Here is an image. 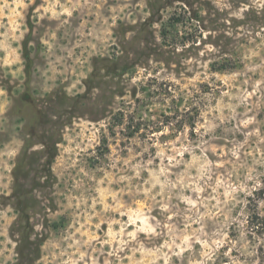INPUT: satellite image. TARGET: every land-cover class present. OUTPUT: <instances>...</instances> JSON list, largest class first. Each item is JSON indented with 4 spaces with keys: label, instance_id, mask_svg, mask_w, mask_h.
I'll return each instance as SVG.
<instances>
[{
    "label": "rangeland",
    "instance_id": "374dc122",
    "mask_svg": "<svg viewBox=\"0 0 264 264\" xmlns=\"http://www.w3.org/2000/svg\"><path fill=\"white\" fill-rule=\"evenodd\" d=\"M263 176L264 0H0V264H260Z\"/></svg>",
    "mask_w": 264,
    "mask_h": 264
},
{
    "label": "trees",
    "instance_id": "16d2710c",
    "mask_svg": "<svg viewBox=\"0 0 264 264\" xmlns=\"http://www.w3.org/2000/svg\"><path fill=\"white\" fill-rule=\"evenodd\" d=\"M27 73L29 75V71L27 70ZM31 123V122H30ZM30 128H33V126H30ZM46 136V135H45ZM47 146L49 144L51 145V148L56 145V143L51 140L50 143H46ZM51 157H54V152L48 153ZM32 156H28L26 159L24 158L22 160L23 164L30 163V158ZM259 186H257L253 191L252 194L248 196V203H247V216H246V222H245V232L246 236L248 237L249 241L256 245V249L258 251L259 255V263L264 264V243L262 240H264V214L260 210V202L264 201V176L259 181ZM27 209L28 207H25V212L27 215ZM30 227L31 223L28 219L26 227L28 230L27 239L26 241L28 243H31L30 239ZM32 229V227H31ZM227 258V257H224ZM218 264H233L229 262L228 260L221 259Z\"/></svg>",
    "mask_w": 264,
    "mask_h": 264
}]
</instances>
